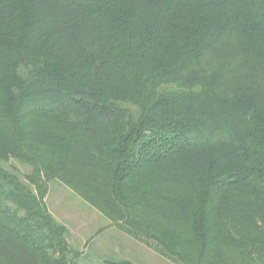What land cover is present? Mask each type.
Returning <instances> with one entry per match:
<instances>
[{"label": "trees", "instance_id": "16d2710c", "mask_svg": "<svg viewBox=\"0 0 264 264\" xmlns=\"http://www.w3.org/2000/svg\"><path fill=\"white\" fill-rule=\"evenodd\" d=\"M54 180L172 264H264V0H0V264H77Z\"/></svg>", "mask_w": 264, "mask_h": 264}, {"label": "rangeland", "instance_id": "374dc122", "mask_svg": "<svg viewBox=\"0 0 264 264\" xmlns=\"http://www.w3.org/2000/svg\"><path fill=\"white\" fill-rule=\"evenodd\" d=\"M22 175L29 166L8 162ZM50 213L67 226L68 243L81 251L77 264H107L105 260L129 259L135 264H172L144 243L119 230L59 181H50L44 197Z\"/></svg>", "mask_w": 264, "mask_h": 264}]
</instances>
